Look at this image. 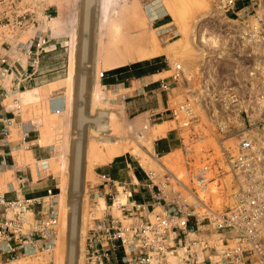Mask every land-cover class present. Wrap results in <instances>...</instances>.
Instances as JSON below:
<instances>
[{"label": "rangeland", "instance_id": "obj_1", "mask_svg": "<svg viewBox=\"0 0 264 264\" xmlns=\"http://www.w3.org/2000/svg\"><path fill=\"white\" fill-rule=\"evenodd\" d=\"M86 3L87 0H0V43L18 46L46 36L51 40L50 45H57V50L48 54L43 64L52 69V76L34 88L5 96V104L14 108L15 119L17 117L7 135L19 150L14 153L17 171L13 167L1 174L0 192L8 191L9 183L16 189L12 193L15 197L17 194L26 199L45 197L51 190L59 213L56 243L51 254L9 262L1 256L0 264H60V253L62 263L66 264L68 223L73 211L69 202L75 199L80 231L77 264H86L88 233L94 220L104 217L108 210L107 207L99 210L98 202L103 196L96 193L103 190L98 175L107 173L110 163L98 162L101 151L107 152L114 139L128 150L130 144L144 149L151 143V150L145 152V165L130 152H125L123 157L140 172L143 168L153 176L155 184L165 185L167 192L171 187L179 192L178 185H191L197 170L208 166L215 183L202 198L219 212L228 207L232 177H219L218 170L220 167L227 170L223 148L234 154L236 142L230 139L221 144L224 136L219 132V117L225 114L219 109L217 96L219 92L231 90L232 81L240 78L244 67L253 64L252 60L244 61L239 57L261 56L264 61V43L249 46L238 41L235 34H231V25L235 24L224 18L218 0H95L90 9L88 56L83 60L80 43L87 35L83 32ZM164 5L176 10L180 24H171L170 15L159 13ZM259 7H264V0L258 2L256 9ZM55 18L61 22L60 26L55 24ZM203 33L212 35L217 44L203 43ZM231 38H234L233 44ZM155 45L161 50L155 65L135 74L142 76L160 70V75L147 81L153 82L176 75V66L180 65L178 82L172 83V90L165 93H148L146 89L139 96L138 90L124 102L122 87L108 86L107 77L113 71L111 61L149 52ZM75 54L76 75L70 78ZM139 63L131 61L115 70L139 69ZM102 72L103 78L100 77ZM83 75L85 97L81 99L78 92ZM7 80L11 82V78ZM140 86L141 83H137L136 87ZM79 105L84 106L87 118L81 126L76 117ZM181 105H187L192 116L182 112L176 120L166 117L169 109H178ZM96 118L101 124L108 122L106 132L99 130ZM157 128L163 129V136L168 131L177 136L179 150L157 156L154 145L163 137L154 136ZM25 132L30 135L26 140ZM80 139L81 192L78 194L71 192L70 185L73 147ZM150 155L156 162L149 159ZM119 196L117 201L124 203L123 194ZM111 205L112 200H109L108 207Z\"/></svg>", "mask_w": 264, "mask_h": 264}, {"label": "built area", "instance_id": "obj_2", "mask_svg": "<svg viewBox=\"0 0 264 264\" xmlns=\"http://www.w3.org/2000/svg\"><path fill=\"white\" fill-rule=\"evenodd\" d=\"M218 1L224 18L235 24L231 34L238 41L249 46L264 43V7L256 9L260 0ZM50 41L41 36L15 47V53L22 55L13 63L7 56L0 59V78H11L17 92L32 87L33 81L41 84L50 74L43 70L44 59L57 50ZM239 58L253 64L232 81L231 90L217 96L225 114L219 117L221 144L236 142L234 154L223 148L227 170H218L219 177H232L228 207L219 212L202 198L215 183L208 166L197 170L191 185H178L179 192L175 187L167 192L150 174L134 186L136 190L102 174L103 190L96 195L103 196L108 210L94 220L88 233L86 264H264V61L254 55ZM181 69L177 65L176 75L159 81L161 92L172 90ZM182 112L192 116V110L181 105L169 109L166 117L176 120ZM0 123V132L8 137L14 119H0ZM29 136L25 132L24 140ZM13 167L12 154H0V177ZM14 192L12 183L7 193L0 192V257L9 262L51 254L59 225L55 196L48 190L45 197L7 198ZM120 194L124 203L117 201Z\"/></svg>", "mask_w": 264, "mask_h": 264}, {"label": "crops", "instance_id": "obj_3", "mask_svg": "<svg viewBox=\"0 0 264 264\" xmlns=\"http://www.w3.org/2000/svg\"><path fill=\"white\" fill-rule=\"evenodd\" d=\"M22 45V44H20ZM18 46H12L9 44L7 45V42H2L0 43V59L4 58L7 56L9 58V62L13 63L16 61L18 57H21V53H15L14 48L19 47ZM22 61L25 63V57L22 56ZM45 62V59H44ZM1 68V66H0ZM44 72H52V69H48L45 65L43 66ZM139 69L137 68H129L127 71H122V72H117L116 70H113L109 73L107 79L109 80L108 86H120L122 87L120 91H123L124 94H121L122 100L124 102L128 101L129 98H132L133 95L137 93L139 90V96L142 95V93H145L146 89L148 93H157L161 92L159 89V81L156 80L153 82H147L150 78L156 77L160 75L161 71L157 70L153 73H146L143 74L142 76H138L137 71ZM49 76H52V74ZM171 77V76H170ZM164 80V79H161ZM143 82V83H142ZM137 83H141L140 88H137L136 85ZM30 88H34V86H37V82H31L30 83ZM157 86V87H156ZM17 86L11 81L8 83L7 79H2L0 78V119L6 120V119H15V111L14 108L11 106H7L6 103V98L4 96H7L8 93L10 92L14 95L19 94V92L22 91V89L17 92ZM27 90V89H26ZM142 90V91H141ZM163 93V92H161ZM2 94V95H1ZM152 110H154V107H151ZM172 109V108H171ZM14 116V117H13ZM2 124L0 123V129H1ZM23 127H25L23 125ZM9 137V136H8ZM8 137H5L1 132H0V154L4 153H11L13 157V161L15 162L14 159V153L19 150V146L17 144H14L13 142L9 141L10 139ZM8 142V143H7ZM18 146V147H17ZM181 147L180 141L178 140V137L175 136L171 131L166 132V134L158 139L154 145L155 149V154L158 155H168L174 150H179ZM33 152L37 154V149L34 148ZM142 168V167H141ZM14 170L17 171V165H15ZM105 174L108 177H110L112 180H115L117 182H120L122 184H128L131 188V190H136L134 186L137 184H143L147 180V172L142 168V172H140L136 167H133L132 164L128 162L126 158L122 156L116 157L109 165L107 169V173H100V175ZM100 180V179H99ZM9 189V185H8ZM21 188V192H22ZM9 191V190H8ZM8 191H5L6 193ZM139 199L141 198L139 195H137ZM7 198L9 199H14L15 195L14 194H7Z\"/></svg>", "mask_w": 264, "mask_h": 264}, {"label": "bare ground", "instance_id": "obj_4", "mask_svg": "<svg viewBox=\"0 0 264 264\" xmlns=\"http://www.w3.org/2000/svg\"><path fill=\"white\" fill-rule=\"evenodd\" d=\"M94 1L95 0H87V3H86V13H85V18H84V23H83V32H84V34H87V35L83 38V41H81V43H80V56L82 57L83 60H86L87 56H88V46H89V35H88V33H89V26H90V9L93 6ZM164 12H166L168 15H170L172 17V23L171 24L177 25L180 22L179 21L180 20L179 15L175 9L164 5V7L163 6L160 7L159 13H164ZM54 20H55V24L57 26L61 25V22L58 21L57 18H55ZM104 20H105V18H104ZM171 24H168L167 26H170ZM198 29H199V27H197L196 31H195L196 36L198 35V34H196L197 31H199ZM207 35H208L207 33H203L201 35V41L205 44L210 43L211 45L213 44L215 46L218 41H216V39H214L211 34H210L211 37L207 36ZM145 40L146 39H143L144 43H145ZM201 41H199V42L201 43ZM160 55H161V50L159 48H156V45H155L154 48L149 52H140L136 56H131V57H129L127 59H123V60L115 58L114 60L111 61L110 69L115 70V69H118L120 67H124L131 61L132 62L133 61H137V62L148 61L150 59L157 58ZM74 67H75V71H74ZM74 75H76V54L73 57V67H72V73H71L70 78H73ZM96 79H98V78H96ZM84 82H85V76L83 75L81 77L80 82H79L80 90L78 92L81 99H84V97H85L84 96V94H85ZM73 97H74V92H73ZM76 117H77L78 126H81V124L87 119V118H85L83 105L78 106ZM94 121H96L98 123L100 120H99V118H96V119H94ZM107 124H108L107 121H104L103 124H101L99 122L98 123L99 130L106 132L107 131ZM157 129L158 130H156L154 136H156V137L163 136V131H162L163 129H161V128H157ZM81 145H82V139H80L77 143H75V145L73 147V154L74 155H73L72 177H71V185H70L71 192L78 193V194H79V192H81V186H80V183H81V181H80V179H81V158H82V156H81ZM130 145L131 146L128 150V148H124L121 145H119V143H117V141L114 139L112 141L111 147L108 149L107 152L101 151L102 155H100L101 158H100V161L98 163L102 164V165L109 164L116 157L122 156L125 152H130V154H132L141 165H145V163H146L145 152H149L151 150V148H152L151 143H148L147 146H144V149H141V148L135 146L134 144H130ZM127 147H129V146H127ZM149 159H151L152 162H156V160L151 155H150ZM151 160H150V163H152ZM148 162H149V160H148ZM154 165H155V163H154ZM152 167H154V166H152ZM47 172H49V171H47ZM64 190H65V188H63V191ZM98 203H99V210H101V211L107 207L106 202H105L104 198H102V197L100 198V201ZM69 205L72 207L73 211L70 214L69 223H68L69 247H68V252H67V257H66V264H77L80 231H79V221L77 220V214H76L77 213L76 212V209H77L76 199L73 201H70ZM63 226L65 229L66 221H64ZM60 254H61V263L60 264H63L62 263L63 254L62 253H60Z\"/></svg>", "mask_w": 264, "mask_h": 264}, {"label": "trees", "instance_id": "obj_5", "mask_svg": "<svg viewBox=\"0 0 264 264\" xmlns=\"http://www.w3.org/2000/svg\"><path fill=\"white\" fill-rule=\"evenodd\" d=\"M158 59L159 58H156V59H153V60H150V61H144V62L139 63L138 64L139 65V67H138L139 70L140 69L142 70V69H145V68L154 66Z\"/></svg>", "mask_w": 264, "mask_h": 264}]
</instances>
